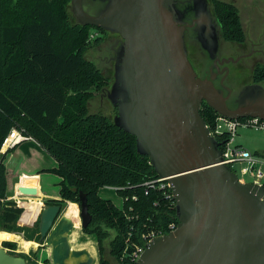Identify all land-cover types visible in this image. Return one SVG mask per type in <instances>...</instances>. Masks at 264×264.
I'll return each instance as SVG.
<instances>
[{
    "label": "water",
    "instance_id": "1",
    "mask_svg": "<svg viewBox=\"0 0 264 264\" xmlns=\"http://www.w3.org/2000/svg\"><path fill=\"white\" fill-rule=\"evenodd\" d=\"M70 10L77 24L119 37L111 58L113 83L105 90L116 112L113 124L135 138L137 153L170 184L175 202L176 229L145 244L135 264H264V186L241 182L222 163L223 143L200 115L206 104L230 121L264 123V83L233 90L226 82L227 68L218 67L229 60L218 58L208 2L70 0ZM187 31L212 63L209 76L199 77L188 58ZM18 193L37 196L32 187L19 186ZM78 199L86 229L92 216L85 194L79 191ZM62 211L59 205L40 206L39 242L51 249V263L94 264L87 249L71 248L68 235L75 225ZM0 264L28 263L0 246Z\"/></svg>",
    "mask_w": 264,
    "mask_h": 264
},
{
    "label": "trees",
    "instance_id": "2",
    "mask_svg": "<svg viewBox=\"0 0 264 264\" xmlns=\"http://www.w3.org/2000/svg\"><path fill=\"white\" fill-rule=\"evenodd\" d=\"M69 3L0 0V151L14 129L34 140L56 162L43 172L60 178V199L47 200L45 206L79 205L81 191L92 216L82 232L94 238L98 264H135L129 254L135 245H143L141 235L151 231L164 235L171 223L177 226L175 202L159 183L146 185L158 176L149 159L137 153L135 138L115 127L107 115L90 113L89 103L108 88L109 80L86 59L88 31L93 27L71 23ZM213 13L226 41H244L231 4L213 2ZM94 29L100 35L92 47L107 34ZM251 83H264L263 66L252 72ZM200 115L205 125L214 126L217 114L206 104ZM226 140V135L217 138ZM9 151L0 153V229L5 232L15 231L22 213H30L7 200L4 160ZM105 187L115 189L121 208L99 197ZM3 245L14 255L16 244ZM106 250L113 263L105 257ZM14 256L27 261L23 254Z\"/></svg>",
    "mask_w": 264,
    "mask_h": 264
},
{
    "label": "rangeland",
    "instance_id": "3",
    "mask_svg": "<svg viewBox=\"0 0 264 264\" xmlns=\"http://www.w3.org/2000/svg\"><path fill=\"white\" fill-rule=\"evenodd\" d=\"M254 1H255L254 6L257 7L256 11L258 13V14L256 13V17L264 20V0H250L251 5H253ZM69 8H70V3H69ZM69 14H70L71 23H75V18L73 17L71 10H69ZM259 14L263 16L259 17ZM88 32H89V49L86 52L85 57L87 60H91L99 68L102 75L109 80V86L107 89H110L113 83V63L103 64L99 62L100 58H103V56H105L106 51L105 49L101 47L103 45L92 47L93 39H90V36L94 34H97V35H100V34H98L94 28H90ZM102 36H103L102 44L107 43L110 37L107 36V34L102 35ZM104 45L106 46V44ZM188 58L190 62L196 66V69L199 70L200 68L199 66L200 64L198 61L199 57H197V54L195 53L194 48H188ZM251 75H252V70L247 69L240 76V79L236 82L235 87H242V86H245L251 83ZM89 111L90 113H98L102 115H107V117H110V119L112 120L114 116L116 115L114 108L111 106V104L108 102V100L105 97H104L103 103H101L99 92L96 93L95 98L89 103ZM232 145L237 146L241 149L247 150L251 154H254L258 156L259 158L264 159V131L261 127H258V126L238 127L236 130V134L234 136V141ZM1 152H3L2 149L0 153ZM42 152H43L42 155L33 157L34 161L32 162V166H31L33 170L29 168L28 170H25V171L34 172V173L36 172L35 175H32V176L30 175V177H34L35 180H36L35 176H37V173H40V176H41L40 183L42 185L43 191L48 193L49 195H58L59 189H60V186H59L60 178L57 177L56 175L43 172L41 170L44 168L56 167V162L45 151H42ZM10 155L11 157L8 158ZM6 158L8 159V162H7L8 169H10L12 172H16V169L20 167L21 163H25V165L28 163L25 157L21 158V156L15 155L13 153V150H10ZM28 166H30V163L28 164ZM256 168H257L256 164L250 166L249 164L244 163V162H239L231 166V169L237 175L238 179L243 183H253L254 181L261 182V180L257 179L254 174V171ZM262 168L264 169V166ZM24 176L25 175H20L19 176L21 177L20 180ZM98 195L100 198L104 200L111 201L116 207L118 208L122 207V199L117 195V193L112 188L111 189L108 187L101 188L98 191ZM44 205L45 204H42L41 206L44 207ZM67 206H68L67 204L63 206L62 214H65V210ZM37 212L33 215V210H30L29 214H25L19 221L16 229L19 230L29 225L31 221L35 218ZM35 227H36V223H34L32 232L31 230L26 231L21 236V239L26 243H29V242L36 243L37 248L28 250L25 253L20 252L18 250H21L20 247L23 246V243L19 241L20 243L19 242L15 243L17 247L11 253H13L14 255H18V254L25 255L27 257V261L31 264H52L51 259H50L51 249L45 245L44 241L42 243L39 242V233ZM0 231L2 230L0 229ZM2 232H5V231H2ZM4 243H8V242L3 241L1 242L0 246L7 252H10V249L7 246L3 245ZM70 243L72 245V248L75 250L87 249L94 257V260H95L94 264H98V254L96 250V242L93 237L85 235L82 232V229L80 226V220H79V225L76 227L74 232H72V234L70 235ZM106 248H107V242H106ZM105 257L109 261H111V263H113V260L109 258V254L107 253V250H106Z\"/></svg>",
    "mask_w": 264,
    "mask_h": 264
},
{
    "label": "flooded vegetation",
    "instance_id": "4",
    "mask_svg": "<svg viewBox=\"0 0 264 264\" xmlns=\"http://www.w3.org/2000/svg\"><path fill=\"white\" fill-rule=\"evenodd\" d=\"M210 7V11L215 19V23L217 25L218 36L220 40V47L218 50V58L220 61L229 60L228 63H223L219 65V70H223L227 68L228 74L226 78V82L234 85V89H238L240 87H235L236 82L240 79V76L247 70L251 69L252 72L258 67H264V20L256 17V9L257 7L251 5L250 0H206ZM224 2L231 4L238 13L239 22L241 25V29L244 34V41L242 42H234V41H226L222 36V31L220 24L218 23L216 17L213 13V2ZM86 11H88V7H84ZM90 12V11H89ZM91 13V12H90ZM258 14V13H257ZM247 15V16H246ZM263 15L259 14V17ZM190 32L186 33V47L194 48L197 57H199V70L196 69V66H192L196 71L199 77H203L204 74L209 76V70L212 68V63L206 62L203 57V53L201 52L199 46L191 39ZM107 36L110 37L107 43H101L100 45L103 49H105L106 54L103 58H100V63L108 64L113 63L111 58L114 56V45L116 41L119 39L116 35H111L107 33ZM106 44V46L104 45ZM209 63V64H208ZM221 78V75L217 80ZM254 84V83H249ZM217 86V81L215 82ZM106 92L103 91L100 94L101 103H103ZM106 98V97H105ZM229 107L232 108L234 105L229 104ZM236 107V106H235ZM234 107V108H235ZM102 108V107H100Z\"/></svg>",
    "mask_w": 264,
    "mask_h": 264
},
{
    "label": "built area",
    "instance_id": "5",
    "mask_svg": "<svg viewBox=\"0 0 264 264\" xmlns=\"http://www.w3.org/2000/svg\"><path fill=\"white\" fill-rule=\"evenodd\" d=\"M96 36L97 34L91 35L90 39H94V37ZM240 126H245V127L258 126L261 127L264 131V123L258 119L245 118V119L230 121L218 115L216 117L214 126L208 127L206 125V128L208 129L209 134L212 137H214L216 140L217 138H222L224 135H226L227 137L226 141H219L223 143L222 146L220 147L222 160H223L222 163L228 165L230 168L233 164L239 162L247 163L250 166L256 164L257 168L255 169L254 174L257 179L261 180V182L254 181L253 183L258 184L260 186L262 185L264 186V169L262 168L264 166V159L259 158L254 154H251L247 150L232 145L234 141V136L236 134V130ZM27 139L28 138H25L19 131L14 129L4 139L3 146H5L7 149H10L13 148L17 143ZM157 183L160 184L161 189L167 188L171 192L170 184L167 183V181H165L164 179L158 178L154 182L148 183L146 185L149 186ZM112 189L115 191L114 188ZM170 197H172V192L170 194ZM176 227H177L176 224L171 223L168 226L169 233L173 232L176 229ZM159 236H163V235L154 231L141 235V240L143 242V245L142 246L135 245L133 247V250L129 254L131 260L133 262H136L140 257V255L142 254L145 244H147L148 242Z\"/></svg>",
    "mask_w": 264,
    "mask_h": 264
},
{
    "label": "crops",
    "instance_id": "6",
    "mask_svg": "<svg viewBox=\"0 0 264 264\" xmlns=\"http://www.w3.org/2000/svg\"><path fill=\"white\" fill-rule=\"evenodd\" d=\"M5 150L7 151L8 149L5 147ZM10 150H13V153L15 155L21 156V158L25 157L28 163L26 165H25V163H21L20 167H18V169H16V172H12L10 169H8V166H7L8 159L6 158L10 151L6 154L4 164L6 167V180H7L6 196H7V200L17 202L18 206L21 202L43 204L47 200H51V198L53 200H59L60 199L59 194L58 195H49L48 193L43 191L42 185L40 183V178H41L40 173H37V176H35L36 177V180H35L34 177H30V175L31 176L35 175L36 172L34 173V172L25 171V170H28L29 168L33 170V168H31L32 162L34 161L33 157H37L38 155H42V153H43L42 151H44V150L34 140H31V139H27V140H24V141L17 143V145L14 148H10ZM10 157H11V155L8 158H10ZM29 163H30V166H28ZM51 168H54V167L44 168L41 170L43 171V170L51 169ZM20 175H25V176L20 180V178H21V177H19ZM19 186L35 188L36 192H37V196L36 197L20 196V194L18 193V187ZM11 187H12V189H11ZM68 204H73V203L68 202ZM37 211H39V212H37ZM36 212H37V214H36L35 218L31 221V223L29 225H27L26 227L19 229V230H17L15 227V231H13L12 233H18L22 236L23 233H25L26 231L32 230L34 223H36V222L39 223L40 209L39 210L33 209V215ZM23 215H24V212L19 217L18 222L20 221V219ZM7 242L14 243V244L16 243V242H10V241H7ZM32 243H34V242H32ZM20 249L21 250H18V251L24 252V253L26 252L25 251L26 247L24 245L21 246ZM29 250H31V249H29Z\"/></svg>",
    "mask_w": 264,
    "mask_h": 264
},
{
    "label": "bare ground",
    "instance_id": "7",
    "mask_svg": "<svg viewBox=\"0 0 264 264\" xmlns=\"http://www.w3.org/2000/svg\"><path fill=\"white\" fill-rule=\"evenodd\" d=\"M3 149H5V146H3ZM20 206H22L25 210H33V209H40L41 204H36V203H27V202H22L20 204ZM65 215L69 218H71L74 222V229L72 232H74V230L76 229V227L79 225V218H78V207L76 204H70L66 210H65ZM72 232L68 235V241L69 244L72 248V245L70 243V235L72 234ZM3 241H10V242H19L21 241V243H23V245L26 247L25 251L27 252L29 249H35L36 248V243H26L21 239V235L18 233H11V232H2L0 231V244ZM20 243V242H19ZM73 249V248H72Z\"/></svg>",
    "mask_w": 264,
    "mask_h": 264
}]
</instances>
